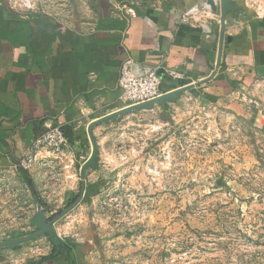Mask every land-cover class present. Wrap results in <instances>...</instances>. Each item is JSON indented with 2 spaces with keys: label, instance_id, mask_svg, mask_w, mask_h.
<instances>
[{
  "label": "crops",
  "instance_id": "0c3cea01",
  "mask_svg": "<svg viewBox=\"0 0 264 264\" xmlns=\"http://www.w3.org/2000/svg\"><path fill=\"white\" fill-rule=\"evenodd\" d=\"M128 1L66 0L59 14L33 12L22 17L7 0H0V219L13 216V185L26 188L28 201L34 202L28 218L35 217L37 200L18 164L33 152L35 140L49 126L72 130L69 140L75 158L67 169L66 159L45 149L37 154L26 171L38 200L50 216L78 192L81 179L69 176L92 153L89 125L129 106L118 85L127 57L133 59L137 75L157 67L163 93L207 79L216 71L207 82L181 92L180 101L95 124L98 153L96 165L87 170L83 199L77 211L54 223L65 252L48 260L49 249L36 254L32 248L21 252L5 248L0 249V264H88L94 241L82 203L89 195L104 196L108 185H126L125 175L155 172L156 156L142 148L152 137L148 130L158 128L150 123L168 120L174 110L198 118L205 106L227 105L235 111L239 107L252 123L264 127V17H255L242 1L248 11H240L237 4L230 8L221 65L216 69L221 0H134L137 16L116 12ZM190 8H208L212 15L182 21ZM130 126H142L147 133L126 134ZM108 177L113 180L107 181ZM41 246L51 248L47 243Z\"/></svg>",
  "mask_w": 264,
  "mask_h": 264
},
{
  "label": "rangeland",
  "instance_id": "374dc122",
  "mask_svg": "<svg viewBox=\"0 0 264 264\" xmlns=\"http://www.w3.org/2000/svg\"><path fill=\"white\" fill-rule=\"evenodd\" d=\"M237 109L205 106L198 118L174 110L150 123L158 128L142 149L156 156L155 172L125 175L126 185H108L82 203L94 241L88 264H264V127ZM13 187V216L0 219V241L36 228L28 218L34 202L23 185ZM80 192L81 185L55 215L77 211ZM5 248L43 254L54 244L42 235Z\"/></svg>",
  "mask_w": 264,
  "mask_h": 264
},
{
  "label": "built area",
  "instance_id": "2783aa9c",
  "mask_svg": "<svg viewBox=\"0 0 264 264\" xmlns=\"http://www.w3.org/2000/svg\"><path fill=\"white\" fill-rule=\"evenodd\" d=\"M66 0H7L8 6L17 11L22 17L33 12L59 14L64 9ZM238 1V0H235ZM247 8L252 10L255 17H264V0H239ZM124 11L128 17L138 15L137 2L130 0L116 7V12ZM212 15L208 8H190L182 16V21H202ZM133 59L127 57L121 64L119 70L118 85L122 90V97L127 105H135L154 99L163 94L161 74L158 68L151 69L145 75H137L133 70ZM45 149L54 153L58 159H66L64 167L71 169L74 164V151L71 142L60 125L47 127L46 131L35 140L33 152L22 158L18 164L19 168L28 169L35 161L37 154ZM69 177L80 179V169L73 170Z\"/></svg>",
  "mask_w": 264,
  "mask_h": 264
},
{
  "label": "water",
  "instance_id": "95a60500",
  "mask_svg": "<svg viewBox=\"0 0 264 264\" xmlns=\"http://www.w3.org/2000/svg\"><path fill=\"white\" fill-rule=\"evenodd\" d=\"M210 3H211L213 10H217V6L215 5V3L213 1H210ZM236 4H237L236 1L221 0L220 14H221V19H222V26H221V32H220V38H219V49H218V58H217L216 69L220 67L221 60H222L223 44H224V39H225L226 18H227L229 11H230V8L235 7ZM215 72L216 71H214L210 75V77H208L207 79L198 81V82L190 84V85H186L184 87L178 88V89L171 91V92H168V93H163L162 95H160L154 99H151V100H148L145 102H141V103H138L135 105H130L128 107H125L124 109H121L119 111H116L114 113L106 115V116L92 122L88 127V133H89V137H90V140L92 143V153H91L89 159L82 165V167L80 169L81 192H80V197H79L77 203L82 199V197L84 196V193H85L87 170L89 167H94L96 165L98 146H97L96 137H95L94 132H93V126L95 124H97L99 122H108L111 119L122 116L125 113H130L134 110L152 109L156 105H163L167 102L174 101L179 97L180 93L183 92L184 90H188L190 88H193L195 86H198V85L210 80L214 76ZM35 199L37 200V203H38L37 204V213L34 217V222L36 225L35 230L28 235H24V236L0 241V248H5L8 246H13V245L21 244V243H24L27 241H31L33 239H36V238L42 236V235H48L50 240L52 241V243H56V239H57L58 240L57 246L60 249L64 248V243H63L62 239L58 236V234L54 228V223L58 219H60L63 215H65V213L68 212L72 206L69 207L68 209H66L65 211H63L62 213L58 214V215L47 216V213L44 209L43 204L38 200L37 196H35Z\"/></svg>",
  "mask_w": 264,
  "mask_h": 264
},
{
  "label": "trees",
  "instance_id": "16d2710c",
  "mask_svg": "<svg viewBox=\"0 0 264 264\" xmlns=\"http://www.w3.org/2000/svg\"><path fill=\"white\" fill-rule=\"evenodd\" d=\"M236 3H237V7H238V9H239L240 11H243V12L248 11L247 8L243 5L242 2H240V1H236ZM62 128H63V130H64L66 136H67L68 138H71V135H72V133H73L72 130H71L70 128H68V127H62ZM19 171H20V173H21V175H22V177H23L25 183L27 184L29 190L32 192V194H33L34 196H37V197H38L37 188H36V186H35V184H34V182H33V179H32L31 176L29 175V173H28L25 169H23V168H20ZM53 244H54V249H53L52 253H51L49 256L46 257L48 260H52V259H54L58 254H62V253L65 252V248L60 249V248L57 246V244H58V240H57V239H56V243H53Z\"/></svg>",
  "mask_w": 264,
  "mask_h": 264
}]
</instances>
